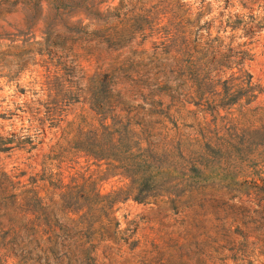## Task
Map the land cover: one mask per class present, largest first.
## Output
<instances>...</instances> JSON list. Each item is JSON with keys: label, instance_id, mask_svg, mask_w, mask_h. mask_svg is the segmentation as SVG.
Here are the masks:
<instances>
[{"label": "rangeland", "instance_id": "1", "mask_svg": "<svg viewBox=\"0 0 264 264\" xmlns=\"http://www.w3.org/2000/svg\"><path fill=\"white\" fill-rule=\"evenodd\" d=\"M96 1H100L98 9L92 4ZM209 1L213 14L218 10L264 13V0ZM107 6L109 17L103 12ZM174 9V0H0V139L7 145L0 149V165L27 177L40 169L43 154L57 140L67 120L92 117L84 100L87 94H81L78 101L68 103L64 120L52 124L46 116L47 86L66 66L75 65L77 74L80 68L91 74L101 59V71L115 70L128 76L127 83L143 85L130 103L151 108L152 113L145 117L164 119L169 126L173 121L178 125L173 130L191 133L201 115L193 112V104L168 110L154 104L157 97L149 92L158 87L160 60L154 52L155 37L138 36L139 43L129 42L149 23L159 30L164 28L173 19ZM95 28L100 30L91 33ZM72 39L77 40L75 45L82 44L83 39L96 40L101 59H90L81 47L69 48ZM249 46L252 58L247 66L264 84V29ZM56 82L63 84L60 79ZM87 83L83 79L77 84ZM254 105L264 107V92ZM258 111L264 113V108ZM208 118L216 137L246 139L247 134L240 129L233 132L232 124L244 128L255 123L262 130L256 133L253 144L211 153L205 186H197L185 204L132 197L116 202L117 237L107 239L99 231L87 233V238L94 237L88 252L91 256H74L60 264H235L239 258L264 264V205L257 204L256 193L261 185L264 196V115L240 116L235 111L232 119ZM82 164V169L88 166L93 172L101 193L126 182L120 175L106 176L103 162ZM243 201L246 209L240 207ZM245 224L252 226L248 239L244 237ZM228 226L234 230L232 234ZM31 233L29 228L20 227L17 216L1 215L0 211V264H56L45 257L42 246L29 241ZM76 248L71 246L74 252Z\"/></svg>", "mask_w": 264, "mask_h": 264}, {"label": "trees", "instance_id": "2", "mask_svg": "<svg viewBox=\"0 0 264 264\" xmlns=\"http://www.w3.org/2000/svg\"><path fill=\"white\" fill-rule=\"evenodd\" d=\"M99 2L92 4L98 9ZM194 2L174 0L173 19L164 28L159 30L149 23L129 40L137 44L138 36L155 37L154 52L160 60L158 87L149 92L157 97L154 104L168 110L193 104V112L201 115L191 133L173 130L178 129L173 121L169 126L164 119L145 117L152 113L151 108L130 103L143 85L127 83L128 76L115 70L101 71L103 60L96 40L83 39L82 44L75 45L77 40L72 39L69 48L85 49L90 59H101L100 64L91 74L84 68L77 74L76 66L71 64L62 72L57 71L53 75L55 80L47 86L46 116L52 124L64 120L68 103L87 94L84 100L93 112L92 117L81 115L77 120H67L57 140L43 154L40 169L27 177L8 172L0 165L1 215L17 216L20 227L32 232L29 241L42 246L45 257L53 263L60 264L74 256H91L88 252L94 237L87 238V233L99 231L104 238L114 240L120 233L114 205L120 200L132 197L139 201L185 204L192 199L197 186H205L211 153L253 144L256 133H261L262 127L255 123L244 128L232 124L233 132L240 129L247 134L246 139L216 137L208 117L232 119L235 111L240 116L264 115L258 111L264 107L251 106L264 92V84L253 77L247 66L252 58L249 45L264 29V13L218 10L213 14L209 0ZM103 12L109 17V6ZM58 79L63 81L60 86ZM83 79L88 83L77 84ZM4 143L1 138L0 149L7 148ZM89 161L103 162L106 176L120 175L126 182L101 193L93 172L88 171V166L82 169V163ZM260 192L261 185L256 192L257 204L263 206L264 196ZM245 205L243 201L240 207L246 209ZM244 226V237L248 239L252 226ZM227 229L229 234L234 232L230 226ZM71 246H76L77 251ZM235 262L261 264L242 258Z\"/></svg>", "mask_w": 264, "mask_h": 264}]
</instances>
